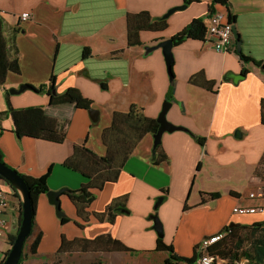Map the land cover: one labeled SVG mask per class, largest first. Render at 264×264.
Wrapping results in <instances>:
<instances>
[{"label": "crops", "instance_id": "crops-1", "mask_svg": "<svg viewBox=\"0 0 264 264\" xmlns=\"http://www.w3.org/2000/svg\"><path fill=\"white\" fill-rule=\"evenodd\" d=\"M212 1L185 5L184 0H0L4 35L9 39L18 30L15 46L21 70L20 74L9 73L0 87V114L7 110L5 95L9 90L22 85H48L51 76L55 77L58 93L77 88L98 112L94 123L88 110L50 107L44 94L30 90L9 93L14 109H43L64 138H18L11 117L0 115V150L7 165L32 177L50 171L51 191L78 190L87 181L65 163L84 159L87 155L82 153L83 146L98 157L106 155L103 134L114 112H127L134 105L146 117L157 118L162 111L171 85L165 58L161 48L146 55L145 47L171 39L196 18L203 17L207 23ZM183 6L168 16L165 30L141 32L142 45H127L128 14L146 11L153 19H160ZM229 10L237 19L234 27L240 35L241 51L263 61L264 0H230ZM216 11L228 13L223 6H216ZM26 12L30 19L22 21L20 16ZM85 48L91 51L88 58H83ZM172 52L175 82L167 120L205 137L206 143L201 146L184 131L165 133L162 147L168 162L155 165L153 135L147 134L116 182L91 190L95 200L88 211L104 212L116 198L127 195L129 213L118 214L113 224L91 217L83 231H87L88 238L109 234L134 250L153 251L158 234L149 216L157 198L163 196L157 218L163 226L165 243L172 245L178 256L190 258L203 239L231 223L264 222V212L247 216L233 213L237 205L252 204L248 193L264 189L263 180L255 176L264 153V73L252 63H241L236 50L217 52L208 38L188 39L173 47ZM243 68L248 73L237 84L231 78L225 80L230 74L241 75ZM198 73L216 83V93L189 83ZM195 186L197 197L189 205ZM0 192L8 200L7 209L0 212V220L5 221L0 225L1 262L11 247L8 236L19 230L22 202L18 192L2 179ZM216 192L220 194L218 199L202 201V193ZM60 200L65 215L75 224L81 223L68 197L63 194ZM35 222V231L43 236L36 256L24 264H47L46 258L55 259L62 235H81L60 223L46 194L37 200Z\"/></svg>", "mask_w": 264, "mask_h": 264}, {"label": "trees", "instance_id": "trees-1", "mask_svg": "<svg viewBox=\"0 0 264 264\" xmlns=\"http://www.w3.org/2000/svg\"><path fill=\"white\" fill-rule=\"evenodd\" d=\"M197 1L198 0H184L186 5ZM229 1L230 0H213L209 9V16L216 11V6H223L228 12L226 18L228 23L235 25L237 19L236 16L229 10ZM4 25V19L0 14V87L5 84L9 73L20 74L21 72L18 52L15 46L16 34H18V30H14L12 36L7 39L4 35ZM126 26L127 45L129 47H133L142 45L140 40L141 32L163 31L167 28L168 23L167 18L153 19L148 12L143 11L136 14H128L126 17ZM206 33L207 23L205 22V18L201 17L194 19L189 25L174 35L171 39L173 40V45L175 47L188 39L205 40ZM236 53L241 63H252L256 67L260 68L264 73V60H255L254 58L245 55L242 51L238 52L237 49ZM90 56V49L85 48L83 51V58H88ZM171 72L173 78L170 81L171 85L165 100V102L170 103L173 99L175 82L173 64L171 66ZM247 73L248 71L243 68L242 74L245 75ZM189 83L209 92L216 93V83L214 81L207 80L203 73L193 75L190 78ZM102 86L104 87L103 84ZM30 87L35 93L48 96L50 107L73 106L77 109H92V101L85 98L81 91L77 88H68L63 93H58L54 76H51L48 85ZM5 99L7 110L0 115L11 117L14 125V133L18 138L27 137L47 141L56 140L58 137L64 138V135L61 137L58 133L57 123L49 119L45 115L43 109L28 107L17 110L14 109L10 103L9 93H6ZM261 123L264 125V100L261 102ZM158 128L159 124L157 123V118L146 117L143 114L142 109L134 105L131 106L127 112H114L112 114L111 124L103 134V142L107 148L106 155L104 157H98L83 146L82 153L87 155L84 159H70L67 163H65L67 168L80 172L87 181L78 190H68V192L65 193L76 208L78 218L82 221L81 223L76 222L77 226L83 229L85 225L89 223L91 217H94L100 222L106 221L113 224L118 214L129 213V210L126 208L128 200L127 195L116 198L104 212L93 213L88 211L89 206L95 200V195L91 190L101 189L107 182H116L120 171L124 168L128 159L134 153L141 140L147 134H156ZM189 135H191L201 146L205 145V137L197 136L192 132H190ZM0 160L7 165L4 159V154L1 150ZM164 162H168V156L166 155L161 143L153 148V164L159 165ZM49 174L50 171L41 177H32L19 172V175L26 181L31 193L35 213L38 198L50 191L48 186ZM255 176L264 181V153L260 159L258 167L256 168ZM231 195L235 196L237 193L231 192ZM219 197L220 194L218 192L202 193V201L205 199L216 200ZM162 200L164 201L163 196L157 198L156 203ZM156 203L153 214L149 216L150 220L158 217V209L161 204L156 205ZM21 221L22 215L19 219V225ZM69 221L71 220L67 216L60 219V223L62 225ZM231 224L222 229L221 232H224L225 236L222 240L211 246L209 248V252L218 255L231 264H264V222H255L250 225L233 224L231 226ZM35 228L36 222L34 219L33 229L25 242L23 255L19 264H24V262L29 258L24 251L27 247L28 241L35 233ZM17 233L13 236H8V243L10 246L13 245ZM42 236L43 233L39 232L30 243V257L36 256ZM198 247L199 245L196 246L192 257H180L175 253L172 245L165 243L164 236H158L156 247L153 252L168 253V258L165 260V264H194L198 255ZM9 251L10 249L5 253L0 264L3 263ZM136 252L139 251L128 247L122 241L113 238L109 234L100 235L94 239L75 238L73 240H67V238L62 235L61 244L55 253V256L58 257L63 254L73 253L134 254ZM82 264H103V262L102 260H96Z\"/></svg>", "mask_w": 264, "mask_h": 264}, {"label": "water", "instance_id": "water-1", "mask_svg": "<svg viewBox=\"0 0 264 264\" xmlns=\"http://www.w3.org/2000/svg\"><path fill=\"white\" fill-rule=\"evenodd\" d=\"M185 7L186 6L170 10L168 14H166L163 18H168V16L172 14L173 12L184 9ZM233 33H234V37L236 40L237 51L240 52L241 51V39L234 25H233ZM173 47L174 45H173L172 39L162 41L156 46L145 47L146 55L152 53L156 49H159V48L162 49L170 81L173 78L172 72H171V66L174 63V57H173V52H172ZM244 77L245 76L243 74L241 75L230 74L229 76L225 77V80H227L228 78H231L233 82L237 84L240 80L244 79ZM27 90L32 91L29 85H22L20 86L19 89L9 90V93L14 95V94H20ZM171 105L172 104L170 102H165L163 105L162 111L157 117V123L159 124V128H158L157 133L153 135V139H154L153 148L162 143V137L165 133H174L176 131H184L190 134L191 132L187 128L176 126L167 120V113L169 109L171 108ZM88 112L91 115L93 122L95 123L98 118V112L94 110L93 108L88 110ZM0 179L7 182L14 189V191L18 192L21 202H22L21 204L22 221L20 223L19 230L16 235V239L13 245L11 246L9 253L5 257L2 264H19L21 261L22 255H23L25 242L27 238L30 236V233L32 232L33 220L35 219L36 213L34 212V209H33V201H32L31 193L29 191L26 181L19 175V172L17 170L12 169L5 163L1 162V160H0ZM66 192H68V189L63 188L58 191L50 190L49 192L46 193L48 201L52 206H54L55 214L57 218L59 219L66 216L62 210L61 200H60V196L65 194ZM162 203H163V200L156 203V205L162 204ZM232 225L233 224H231V226ZM154 230L157 232L158 236L160 237L164 236L163 226L161 222L158 220V218L154 219Z\"/></svg>", "mask_w": 264, "mask_h": 264}, {"label": "built area", "instance_id": "built-area-1", "mask_svg": "<svg viewBox=\"0 0 264 264\" xmlns=\"http://www.w3.org/2000/svg\"><path fill=\"white\" fill-rule=\"evenodd\" d=\"M227 14L222 11H215L211 14L207 21L206 38L209 39L213 48L220 53H228L236 50V40L233 33V25L228 23ZM22 21L30 19L29 13H23L20 16ZM248 200L252 202L250 205H237L233 209V213L238 216L255 215L264 212V189H256L248 194ZM7 196L0 192V212L7 209ZM5 221L0 220V225H4ZM2 233H0V236ZM225 236L224 232H219L213 236L202 240L198 247V255L194 264H231L227 260L218 255L209 252V248L222 240Z\"/></svg>", "mask_w": 264, "mask_h": 264}, {"label": "rangeland", "instance_id": "rangeland-1", "mask_svg": "<svg viewBox=\"0 0 264 264\" xmlns=\"http://www.w3.org/2000/svg\"><path fill=\"white\" fill-rule=\"evenodd\" d=\"M194 142L198 143L195 139H194ZM200 182L201 181H199V183ZM262 182H264V181H262ZM196 187L197 186H195L193 189V192H192V195L190 198V202L188 203L189 205H193L192 203H194L195 198L197 197L196 196V194H197L196 193ZM263 188H264V186H263ZM71 223H73V224H71ZM71 225H73V227ZM64 226H66L65 228H67L69 226L72 229H76L81 233V235H78L77 237L76 236L71 237V238L67 237V240H73L75 238L94 239L97 237V236H95L93 238H88L87 233H86L87 231L86 230L83 231V229L80 228L79 226H77L73 221H69V222L65 223ZM64 234H65V232H64ZM36 235H37V231H35L33 237L28 241L27 247L25 248V251H24L28 255L29 258L31 256L29 254V245L33 241V239L36 237ZM142 251H144V252L139 251V252H136L134 254H130V253H114V254L113 253L112 254L111 253H96V254H93V253H85V254L73 253V254H63V255H60L58 257H55V259H54V256L48 257L46 259L48 261L47 264H82L85 262H92V261H96V260H102V262L105 264H165V260L168 258V253L153 252V251H148V250H142ZM44 264H46V263H44ZM180 264H184V263H180Z\"/></svg>", "mask_w": 264, "mask_h": 264}]
</instances>
